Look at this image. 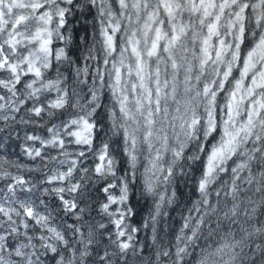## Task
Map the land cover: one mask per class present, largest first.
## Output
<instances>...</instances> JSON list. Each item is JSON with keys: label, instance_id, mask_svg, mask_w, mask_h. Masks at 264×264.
<instances>
[{"label": "snow or ice", "instance_id": "6c2138e0", "mask_svg": "<svg viewBox=\"0 0 264 264\" xmlns=\"http://www.w3.org/2000/svg\"><path fill=\"white\" fill-rule=\"evenodd\" d=\"M0 264H264V0H0Z\"/></svg>", "mask_w": 264, "mask_h": 264}, {"label": "trees", "instance_id": "16d2710c", "mask_svg": "<svg viewBox=\"0 0 264 264\" xmlns=\"http://www.w3.org/2000/svg\"><path fill=\"white\" fill-rule=\"evenodd\" d=\"M142 204H144V202H141ZM145 208H146V205H145Z\"/></svg>", "mask_w": 264, "mask_h": 264}]
</instances>
